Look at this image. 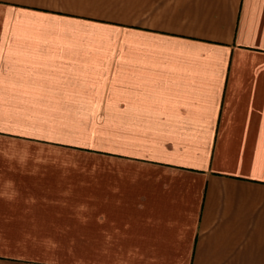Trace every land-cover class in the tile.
Segmentation results:
<instances>
[{"label":"crops","instance_id":"obj_1","mask_svg":"<svg viewBox=\"0 0 264 264\" xmlns=\"http://www.w3.org/2000/svg\"><path fill=\"white\" fill-rule=\"evenodd\" d=\"M0 264H264V0H0Z\"/></svg>","mask_w":264,"mask_h":264}]
</instances>
